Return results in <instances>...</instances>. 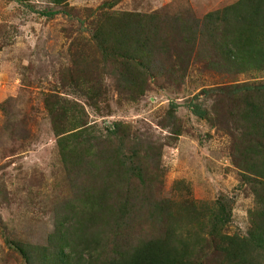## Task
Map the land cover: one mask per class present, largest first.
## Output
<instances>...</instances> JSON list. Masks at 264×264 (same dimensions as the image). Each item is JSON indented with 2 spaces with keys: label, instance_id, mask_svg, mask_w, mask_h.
Segmentation results:
<instances>
[{
  "label": "rangeland",
  "instance_id": "1",
  "mask_svg": "<svg viewBox=\"0 0 264 264\" xmlns=\"http://www.w3.org/2000/svg\"><path fill=\"white\" fill-rule=\"evenodd\" d=\"M237 1L0 0V264H26L14 243L44 245L77 192L109 188L116 197L122 187L123 205L112 203L114 213L99 224L97 253L107 255L117 241L125 248L163 237L173 224L191 247L204 242L194 262L227 264L207 243L209 211L224 218L214 244L222 246L223 235L247 239L264 189L249 173L264 167V138L255 128L264 124V90L232 93L262 83L264 73L227 64L206 36L217 23L207 15ZM123 14L161 19L166 52L147 70L125 58L121 46L112 60L91 37L97 24L113 26ZM137 70L143 76L128 85ZM57 101L69 108L66 122L83 117L92 135L102 134L106 142L92 158L77 164L60 154L48 109ZM191 103L206 117L196 116ZM113 122L130 138H104ZM138 144L136 158L130 148ZM131 168L144 182L123 178ZM249 249L250 259L264 264V248Z\"/></svg>",
  "mask_w": 264,
  "mask_h": 264
},
{
  "label": "trees",
  "instance_id": "2",
  "mask_svg": "<svg viewBox=\"0 0 264 264\" xmlns=\"http://www.w3.org/2000/svg\"><path fill=\"white\" fill-rule=\"evenodd\" d=\"M55 5H62L68 0H49ZM39 13L45 16H52L56 11L39 10ZM211 23H216V27L207 29L206 36L215 40L220 57L226 59L227 64L237 65L243 69H251L255 73H264V0H238L236 3L224 7L221 12H210L207 15ZM220 26V28L218 27ZM161 19L157 15L138 17L133 19L131 14H123L121 19H115L113 26H104L97 24L92 33V38L96 42L102 54H109L113 58L119 55V47L124 51V57L135 62L147 70L154 61V56L166 52V34L161 35ZM184 31V29H183ZM189 43L194 44V40L189 36L185 38ZM185 39L182 40L185 43ZM220 44H217V42ZM215 46V47H216ZM217 50V48H216ZM153 59V60H152ZM214 62V63H213ZM132 65V64H131ZM215 65V61L211 62ZM128 66H125V71ZM138 71V70H137ZM142 72H132L128 85H133L140 81ZM139 75L138 79H134ZM124 77V74H122ZM234 92H249L252 90H264V81L260 84L245 83L243 85L232 87ZM191 111L200 118H205L207 112L199 104H189ZM255 107V106H253ZM53 118V131L57 137V145L60 148L62 156L69 155L71 163H81L88 157L92 158L98 146L106 142L100 136L92 135L90 130L93 124L82 118H74L67 121L69 108L61 105L60 101L54 102L48 107ZM82 109V108H81ZM85 114V110L82 109ZM64 121L59 125L54 120ZM119 122H113L106 127V134L103 136L120 138V143L130 138L129 133L121 131L119 134ZM257 136L264 138V124L255 127ZM140 144L130 148L131 155L137 158L140 152ZM122 147V145H121ZM250 150V149H249ZM96 155V154H95ZM140 155V154H139ZM119 157V155H117ZM141 157V156H139ZM146 158V155L142 159ZM91 162V161H90ZM124 164V161H121ZM122 172L123 178H139L144 182L141 172ZM245 175V172H243ZM258 179L256 183L264 184V167L258 172H249ZM147 175V174H146ZM247 175V174H246ZM148 177V176H147ZM262 180H260V179ZM117 190V195L111 190L101 191L99 193L91 190L77 192L74 202L67 203L63 208L61 215L55 218L53 232L48 235L47 242L44 245H31L27 247L20 242H16L15 247L24 258L26 264H198L194 262V253L200 255L204 250V242L196 241L198 247H191L190 242L180 237L173 224L169 232L163 237H156L148 241L138 243L135 246L123 248L119 242L110 244L109 253H97L96 248L101 239L99 224L103 221V216L114 213V208L123 205L124 200L120 199L123 191ZM260 198L262 208L259 211V219L253 221L249 230L248 238L236 240L230 236L223 235L220 239L222 246L215 243V227L223 222L221 211L211 209L209 214L213 218L208 234L210 239L207 242L210 247L216 246L218 251H222L227 257V264H255L250 259V249L264 248V189ZM118 198V199H117ZM116 206L112 209L111 204ZM219 201L215 202L218 206ZM69 221H72L67 226ZM66 222H68L66 224ZM221 226V225H220ZM225 241V242H224ZM215 249V248H214ZM204 252V251H203Z\"/></svg>",
  "mask_w": 264,
  "mask_h": 264
}]
</instances>
